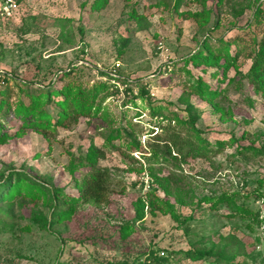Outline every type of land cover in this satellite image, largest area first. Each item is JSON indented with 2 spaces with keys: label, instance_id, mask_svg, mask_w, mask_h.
Listing matches in <instances>:
<instances>
[{
  "label": "rangeland",
  "instance_id": "374dc122",
  "mask_svg": "<svg viewBox=\"0 0 264 264\" xmlns=\"http://www.w3.org/2000/svg\"><path fill=\"white\" fill-rule=\"evenodd\" d=\"M91 3L19 0L0 20V69L17 74L0 87V182L20 171L47 189L0 203V264H264V151L247 150L264 149V102L248 75L264 0ZM222 40L232 62L190 60ZM55 78L57 89L89 91L90 112L23 128L16 108ZM206 86L221 92L215 105L196 91ZM58 97L43 106L53 118ZM188 104L201 138L226 142L218 153L167 152L171 133L187 135L177 120ZM96 171L106 173L105 200L85 201L81 186ZM210 247L232 261L181 254Z\"/></svg>",
  "mask_w": 264,
  "mask_h": 264
},
{
  "label": "trees",
  "instance_id": "16d2710c",
  "mask_svg": "<svg viewBox=\"0 0 264 264\" xmlns=\"http://www.w3.org/2000/svg\"><path fill=\"white\" fill-rule=\"evenodd\" d=\"M108 0H92L91 7L93 9H100L103 5L107 3ZM19 2V0H18ZM191 17L200 16L202 13L193 12L189 13ZM230 41L222 40L220 44L215 48L211 47L207 41L200 45L196 52L193 53L190 60L195 63H203L206 65H211L217 67L219 65L220 59H223L224 62H232L237 55V53L230 52L229 48ZM256 43V42H254ZM254 53L252 54L251 66L249 68V80L251 81L253 88L258 92L264 102V26L262 30L261 39L254 45ZM74 69V68H73ZM216 73L218 69L216 68ZM5 82L10 79H15L17 77L16 73L6 71ZM101 75H105L103 71L100 72ZM66 75V72H63ZM8 76V77H7ZM59 74L57 78H60ZM49 80L48 83L44 86L45 93H40L37 96H34L30 99V102L27 105L20 103L15 110V113L20 115L22 121V127H34L43 131L50 125H66L65 121L75 122L78 117L88 115L91 109V104L88 101L91 98L89 91H85L81 88L80 84H63L60 89L53 87V84L58 80ZM56 80V81H55ZM27 80L24 78L21 79L22 83H27ZM100 87H107L108 84L105 82H100ZM203 98H206L215 105V97L220 95V91L216 87L206 86L204 88H198L196 90ZM53 96L58 97L59 100L55 101V118L51 114L50 110L44 108V104H50L52 102ZM93 96V95H92ZM193 106L188 104L185 108V117L181 120H177L180 123H183L187 128V135L185 137L180 136L177 133H171V136L167 139H164L167 152H170V148L176 150L181 154L182 157L189 154H197L199 149H207L210 154H216L220 151L221 147L226 143L224 140L217 141L215 146L211 145L209 141L201 138V129L196 125V116L192 114ZM170 121V120H169ZM6 138V134H3ZM191 137H194L195 140H192ZM232 139L237 137L233 134ZM203 147V148H202ZM187 149L185 152L184 149ZM247 150L251 151L254 154H260L264 151L263 148H254L252 146L248 147ZM105 172L96 171L94 174L89 177L86 181L83 182L81 186L80 195L81 198L85 201L93 202H102L105 200ZM11 179L13 184H9V180L5 177L4 181L0 182V203L4 204L9 202V206H12L13 200L20 196L21 194L38 196L40 194L45 195L47 189L40 183L32 181L27 174L20 171H13ZM56 192V191H55ZM58 192V191H57ZM60 194V193H59ZM59 194H54L59 197ZM154 194V192H153ZM154 197H157L154 194ZM155 206L160 207L157 198H155ZM71 207V206H70ZM69 207V208H70ZM3 211L0 210V217L4 216ZM63 214H60L59 217H62ZM64 217V215H63ZM43 223L48 222L47 219H44ZM45 227V226H44ZM47 229V228H45ZM48 232H50L47 229ZM51 233V232H50ZM57 239H60L59 236H56ZM182 256L191 259L197 260L203 257H208V255L213 254L216 258L220 259L225 263H230L233 259V256H228L224 253L223 250H219L216 253L213 252L212 248H195L181 251ZM154 261V259L152 260ZM151 263L148 262V264ZM152 264V263H151Z\"/></svg>",
  "mask_w": 264,
  "mask_h": 264
},
{
  "label": "built area",
  "instance_id": "2783aa9c",
  "mask_svg": "<svg viewBox=\"0 0 264 264\" xmlns=\"http://www.w3.org/2000/svg\"><path fill=\"white\" fill-rule=\"evenodd\" d=\"M19 8L18 0H0V20L11 18ZM5 70L0 69V87L5 85ZM8 77V76H7Z\"/></svg>",
  "mask_w": 264,
  "mask_h": 264
}]
</instances>
